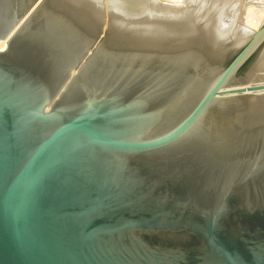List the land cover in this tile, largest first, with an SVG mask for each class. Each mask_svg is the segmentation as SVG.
Segmentation results:
<instances>
[{
    "label": "water",
    "instance_id": "95a60500",
    "mask_svg": "<svg viewBox=\"0 0 264 264\" xmlns=\"http://www.w3.org/2000/svg\"><path fill=\"white\" fill-rule=\"evenodd\" d=\"M227 4L0 0V264H264V24Z\"/></svg>",
    "mask_w": 264,
    "mask_h": 264
},
{
    "label": "bare ground",
    "instance_id": "6f19581e",
    "mask_svg": "<svg viewBox=\"0 0 264 264\" xmlns=\"http://www.w3.org/2000/svg\"><path fill=\"white\" fill-rule=\"evenodd\" d=\"M155 1H158V0H155ZM160 1L173 3V5L181 6V8H182L184 5L187 7L188 3H201V2L208 1V0H160ZM160 1H158V2H160ZM219 1H223V2L228 3L227 7H226V11L224 12V14L220 20V21H222V24H224L225 26L227 25V27H228L232 24V16L237 13L238 9H240V8L237 9V7H238L237 4H234V3H237V1H239V0H236V1L235 0H219ZM241 4H240L241 8L246 6V3L244 4V6L242 5L243 7L241 6ZM252 5H249L246 11L242 10L243 12H246L245 18L243 17L244 16L243 12L238 11V13L239 12H242V13L241 14L239 13V15H237L236 19L233 21L237 26H239V33H241L245 36H250V35H252V33L254 31L258 30L260 25H261V19H264V7L262 10H260L261 8L258 9V8H255L256 6L254 7ZM228 18H230V19H228ZM7 42H8V40L0 41V51L6 49Z\"/></svg>",
    "mask_w": 264,
    "mask_h": 264
},
{
    "label": "rangeland",
    "instance_id": "374dc122",
    "mask_svg": "<svg viewBox=\"0 0 264 264\" xmlns=\"http://www.w3.org/2000/svg\"><path fill=\"white\" fill-rule=\"evenodd\" d=\"M158 1H160V0H158ZM235 1H236V0H235ZM235 1H234V2H235ZM244 1H245V2H244ZM234 2H233V3H234ZM243 2H244V3H243ZM241 3H242V4H241ZM245 3H246V6L243 7ZM172 4H173V3H172ZM174 4H175V3H174ZM234 4H237V6H238L237 9L240 8V9L237 10V13H238V11H242V10H243V11H246L247 8H248V6H249V5H252V4H253L252 6H254V7L256 6L255 8H258V9L261 8L260 10H262L263 7H264V0H239V1H237V3H234ZM240 4H241V6L243 5V6H242L243 8L240 7ZM244 9H245V10H244ZM243 11H242V12H243ZM242 12H239V13L241 14ZM237 13H236L235 15L232 16V24L234 23L233 21L236 19L237 15H239V13H238V14H237ZM245 13H246V12H243V14H244L243 17H244V18H245ZM243 14H242V15H243ZM243 17H242V18H243ZM228 19H230V18H228ZM262 22H263V23H262ZM263 24H264V19H261V25H260V27H261ZM260 27H259V28H260Z\"/></svg>",
    "mask_w": 264,
    "mask_h": 264
}]
</instances>
